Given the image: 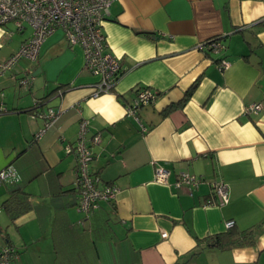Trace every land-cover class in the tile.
I'll return each mask as SVG.
<instances>
[{"label": "crops", "instance_id": "obj_1", "mask_svg": "<svg viewBox=\"0 0 264 264\" xmlns=\"http://www.w3.org/2000/svg\"><path fill=\"white\" fill-rule=\"evenodd\" d=\"M103 31L124 70L109 93L93 96L99 78L62 30L36 61L0 73V170L12 164L20 175L0 186V250H16L10 264H264V0H118ZM32 33L0 23V63ZM218 37L223 54L197 48ZM141 88L159 96L137 121L127 106ZM253 103L262 111L245 114ZM51 109L59 117L36 140ZM82 119L88 139L102 138L91 172L120 189L89 215L77 209ZM158 167L171 171L167 184L155 181ZM182 172L203 183L177 187ZM218 181L228 185L226 205ZM228 221L253 230L254 243L220 248Z\"/></svg>", "mask_w": 264, "mask_h": 264}, {"label": "built area", "instance_id": "obj_2", "mask_svg": "<svg viewBox=\"0 0 264 264\" xmlns=\"http://www.w3.org/2000/svg\"><path fill=\"white\" fill-rule=\"evenodd\" d=\"M118 0H0V23L13 22L18 31L22 32L26 26L32 29V37L6 62L0 63V73L10 71L20 60L26 58L36 61L44 42L59 30H62L72 46H80L84 51L85 67L99 78L95 86L93 96L111 92L121 76L123 68L120 61L109 52L106 35L103 31L105 22L110 18L112 7ZM198 49L208 54L221 55L226 46L222 38H214L200 43ZM220 71L230 68L231 63L221 57L217 62ZM34 78L26 77L22 84L29 86ZM1 88V87H0ZM158 92L147 88L138 90L132 104L127 106V115L139 121V109L153 105L157 100ZM263 109L261 103H253L244 108L248 115L258 114ZM49 119L44 130L36 134L39 140L52 125L59 114L53 109L46 115ZM89 121L82 119L80 122L79 137L74 146L77 156L75 171L76 187L80 198L77 204L79 212L89 215L98 208L103 201H115L120 189L115 184H106L99 175L91 172V163L94 159L93 145L102 141L100 135L88 139ZM71 151V148H67ZM171 171L165 167H158L155 172V181L167 184ZM20 182L18 169L10 164L0 170V186H14ZM203 183V179L182 172L175 183L177 187L187 186L190 190L197 189ZM214 194L220 205L229 203V189L224 181L213 184ZM1 212V210H0ZM235 225L234 221H228L226 228ZM169 233L163 232L162 237L168 238ZM16 254V250L5 247L0 250V264H10Z\"/></svg>", "mask_w": 264, "mask_h": 264}, {"label": "trees", "instance_id": "obj_3", "mask_svg": "<svg viewBox=\"0 0 264 264\" xmlns=\"http://www.w3.org/2000/svg\"><path fill=\"white\" fill-rule=\"evenodd\" d=\"M194 88V87H193ZM192 88V90H193ZM192 90L190 92H187L185 97L177 104L170 105L165 111L164 114L168 115L170 114L173 110L178 109L181 106H184L191 94ZM254 231H245V232H239L235 225L229 229L224 234L218 235L217 236V245L222 248V249H229V248H234L237 246H242L245 244H253V236Z\"/></svg>", "mask_w": 264, "mask_h": 264}]
</instances>
